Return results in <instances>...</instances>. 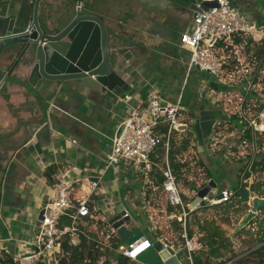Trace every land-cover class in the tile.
Returning <instances> with one entry per match:
<instances>
[{
  "label": "crops",
  "instance_id": "0c3cea01",
  "mask_svg": "<svg viewBox=\"0 0 264 264\" xmlns=\"http://www.w3.org/2000/svg\"><path fill=\"white\" fill-rule=\"evenodd\" d=\"M34 1L0 2V38L27 31L33 22ZM235 5L250 21L264 24V0H236ZM75 6L76 0H43L39 11L41 27L46 29L58 18L71 16ZM194 15L195 11L180 7L163 12L154 21L133 14L106 19L111 41L113 39L115 44L122 45L129 35L127 43L135 39L128 48L132 56L123 61V69L120 70L126 84L113 92L97 83L91 89L79 87L77 83L68 87L46 79L31 80L30 67L25 65V57L21 58L0 89V264L6 256L12 259L31 250V244L40 232L42 209L56 196L54 183L65 169L77 182L101 177L106 198L90 194L80 183L74 191L75 197L90 198L91 216L83 222V229L88 237L86 240L101 248V260L108 258L111 264H116L118 257L122 256L121 247L126 244L117 232L113 233L110 221L116 217V212L122 218L125 212L129 213L126 227L135 235L138 234L135 230L138 224L133 218L141 216L151 225L154 242L159 240L174 250L181 248L180 223L165 218V215L178 213V210L172 207L175 211H169L171 206L164 196L163 181L158 183V179L163 180L160 172L152 173L148 183L130 167L105 168L118 126L133 109L144 112L147 100L154 92H159L168 103H176L183 94L182 126L185 129L173 136L168 161L185 202L193 206L198 191L212 179L217 182L214 173L223 183L228 176L233 179L232 189L223 184L220 190L217 182L218 191L234 193L232 200L192 214V231H199L204 240L200 225L214 222L224 237L229 238L227 241L230 246L232 243L233 249L239 243L242 245L238 234L246 228H250L257 238V232L264 228L260 226L264 210L260 208L258 216L237 232L249 214L248 210H253V202L251 205L250 202L244 203L239 192L247 184L250 195L264 200V196H260L264 186L259 190L251 188L256 182L254 166L264 155V134L257 135L259 140L255 143L251 132L241 134L236 114L237 92L231 93L233 89L226 92L217 81V88L212 87V75L193 69L186 88L182 90L187 78L189 53L181 47L180 36L191 31ZM21 49V46H14L8 51L1 61L3 69L11 67ZM214 92L218 93L216 98ZM222 145H228L226 149L232 148L235 152L230 151V156H233L224 158L216 154ZM152 160L159 167L165 165L163 147L155 151ZM197 171L201 178L194 175ZM221 173L226 175L225 179ZM184 180L191 184L183 187L180 182ZM230 204L231 213L225 208ZM224 218L232 223L224 221ZM169 233L173 236L171 240L166 238ZM139 234L151 241L144 233ZM115 239L120 242L118 249L114 247ZM205 246L206 250L197 255L198 264L208 249L206 243ZM257 247L259 245L253 249ZM223 255L224 259L231 256L228 252ZM220 260L222 258L211 259V263Z\"/></svg>",
  "mask_w": 264,
  "mask_h": 264
},
{
  "label": "built area",
  "instance_id": "2783aa9c",
  "mask_svg": "<svg viewBox=\"0 0 264 264\" xmlns=\"http://www.w3.org/2000/svg\"><path fill=\"white\" fill-rule=\"evenodd\" d=\"M203 2H216L217 6L196 12L191 31L180 36L181 47L189 53L187 78L182 90L186 88L193 69L215 76L226 92L239 85L245 91L244 95L234 92L238 100L236 114L241 134L251 132L255 143L259 140L257 135L264 134V24L258 25L250 21L228 0H203ZM217 95L218 93L214 92L215 98ZM182 101L183 94L176 103H168L162 99L159 92H154L149 96L144 112L133 109L118 126L121 132L119 136L116 133L112 140L105 168L121 165L130 167L140 173L148 183L152 173L160 172L166 202L178 210V213L171 212L165 215V218L180 223L183 264H198L197 255L205 251L206 246L203 235L199 231H192L190 226L192 214L205 207L212 208L226 204L235 195L230 191L211 189L195 206L186 203L183 199L176 176L168 161L172 138L177 132V127L183 125ZM243 143L246 145V141ZM159 147H163L166 153L163 167H159L151 159ZM251 165L248 168L250 173ZM100 179L101 177L95 176L77 182L71 178L68 170L61 171L54 183L56 196L42 209L40 232L31 244V250L12 257V262L61 264L66 244L77 247L84 238L88 239L83 229V222L91 216L90 198L75 197L74 191L75 186L80 183L90 194L103 195L106 198L107 193L101 187ZM254 198L256 197L251 194L250 205ZM252 212L250 208L248 213ZM124 217H129V213L125 212ZM115 232L113 230V233ZM261 246L264 244L224 264H234L241 257L247 258L249 252H257L262 249ZM151 247L152 241L143 236L132 244H125L120 252L122 257L138 262V256Z\"/></svg>",
  "mask_w": 264,
  "mask_h": 264
},
{
  "label": "water",
  "instance_id": "95a60500",
  "mask_svg": "<svg viewBox=\"0 0 264 264\" xmlns=\"http://www.w3.org/2000/svg\"><path fill=\"white\" fill-rule=\"evenodd\" d=\"M11 0H0L6 2ZM43 0H35L33 22L27 31L0 38V89L9 79L12 70L25 57V65L30 67V79H46L80 87L94 89L96 83L113 92L117 87L123 88L126 80L121 76L123 61L132 56L128 50L135 39L127 40L118 46L111 41L106 19L133 14L154 21L163 12L175 11L180 7L199 12L217 6L216 2L203 0H76L71 16L58 18L51 27L42 28L39 21L40 5ZM235 5L236 0H228ZM200 6V7H199ZM14 46L22 49L9 69H3L2 59ZM211 85L217 88L215 76H211ZM185 129L177 127V131ZM121 129L118 130L119 136ZM211 189H217V183L211 181L197 193L193 206L200 202ZM221 197V196H220ZM244 203H249L250 191L245 187L239 192ZM253 212L240 223L237 232L246 228L258 216L257 211L264 207V200L252 199ZM42 220V213L40 216ZM129 217L116 215L110 223L123 243L132 244L143 238V234L135 235L125 224ZM182 249L174 250L157 240L152 247L138 256L143 264H183Z\"/></svg>",
  "mask_w": 264,
  "mask_h": 264
},
{
  "label": "trees",
  "instance_id": "16d2710c",
  "mask_svg": "<svg viewBox=\"0 0 264 264\" xmlns=\"http://www.w3.org/2000/svg\"><path fill=\"white\" fill-rule=\"evenodd\" d=\"M258 166H260V170L264 172V155L262 160L259 163H256L254 169H256ZM158 180L159 184L163 181L161 178ZM244 186L246 187L248 185L245 184ZM251 188L253 190H259L257 182L253 183ZM171 210L175 211V209L172 207L169 208V211ZM260 210H264V207H262ZM199 228L205 234L203 241H205L208 248L207 251L203 253L202 257L199 258L198 261L200 264H213L211 263V259L219 258H222L220 264H224L233 261L235 258H237L236 256L235 258H233V255L230 254L232 257L224 259L223 253L228 252V250H230V244L224 237L223 231L218 226H216L214 222H204L200 225ZM257 240H259L260 243H264V228H261ZM113 243L115 249H118L120 247V242L118 239H115ZM64 248L65 254L61 258V264H111L108 258H105V260H101V257L103 256L101 255V248H97L95 243H89L86 238L83 239L82 243L77 247H73L66 244ZM262 249L258 250L257 252H249L247 254V258L241 257L238 261H235L234 264H264V254L262 252L260 253ZM254 257H256V259H254ZM132 263L133 262H131L130 260L120 256L118 257V261L116 264ZM3 264L14 263L12 262V259L10 257L6 256L5 260L3 261Z\"/></svg>",
  "mask_w": 264,
  "mask_h": 264
},
{
  "label": "rangeland",
  "instance_id": "374dc122",
  "mask_svg": "<svg viewBox=\"0 0 264 264\" xmlns=\"http://www.w3.org/2000/svg\"><path fill=\"white\" fill-rule=\"evenodd\" d=\"M205 75H207V74H205ZM233 92H239L240 94H242V95H244L245 94V91L243 90V88H240V86L239 85H236V87L235 88H233ZM228 145H222V149H220V150H218L217 152H216V154H221V156H223L224 158H230L231 156H233V154L230 156V154H231V152L230 151H234V150H232V148L231 149H226V147H227ZM234 149V148H233ZM235 152V151H234ZM214 155V154H213ZM214 157H215V155H214ZM217 157H219V156H217ZM192 159H194L195 160V156H193V158ZM261 169V167L260 166H258L256 169H255V172H254V174H255V181L257 182V184H258V186H259V189H261V188H263V186H264V172L263 171H261L260 170ZM208 172H210L209 170H208ZM211 173V172H210ZM200 173L197 171L196 173H194V175H196V176H198V177H200L201 178V176L199 175ZM209 174V173H208ZM222 174V178L223 179H225L226 178V175H224L223 173H221ZM210 175V174H209ZM214 178L217 180V182L219 183V189L221 190L222 188H223V184H225V187L226 188H231L232 189V187H233V179L230 177V176H228L227 177V179L225 180V182L223 183V181L221 180V178H220V176L217 174V173H214ZM213 180V179H212ZM213 181H215V180H213ZM216 182V181H215ZM216 182V183H217ZM181 183V185L183 186V187H187L189 184H191V182H189V181H187V180H184V181H181L180 182ZM182 187V188H183ZM261 192V194H260V196L262 195V196H264V190H260ZM261 196V197H262ZM264 198V197H263ZM231 204L229 205V206H226L225 205V208L227 209V210H229L230 211V213H231ZM211 209V208H210ZM221 207L219 208V210L221 211ZM117 213V215H120V213L119 212H116ZM134 221L136 222V224H138V227H135V230L138 232V234L140 233V232H142V233H144V235H147V236H149V238L151 239V241L152 242H154V240H155V234L153 235V233H152V231H150V227H151V225L149 224V222H148V220H143V218L141 217V216H138V217H136V216H134ZM224 221H226V222H229L230 224L232 223V221L230 220V219H225L224 218ZM190 223H191V219H190ZM260 226H264V220H261L260 219ZM259 232H260V230H259ZM259 232H257V233H259ZM173 236L169 233V235H167L166 236V238L168 239V240H171V239H173L172 238ZM246 238L247 240H244V238ZM238 240H239V242L241 241L242 242V245L240 246L239 244H238V246L236 247V249H233L232 248V243H231V246H230V250H228V255L229 254H231V255H233V258H235V256L237 257L239 254L241 255V254H243L245 251H247V250H249V249H253L254 247H256V246H258V245H263L264 243H260V241L259 240H257V238H258V234H257V238H255V236H253V232L250 230V228L249 229H245L243 232H241V233H239L238 234ZM227 240L228 241H230L229 240V238H227ZM244 240V241H243ZM238 243V242H237ZM247 244V245H246ZM264 246H261V248H263ZM264 249V248H263ZM261 250L260 251V253L262 252L263 254H264V250ZM103 253V252H102ZM236 253H238V254H236ZM260 253H259V255H260ZM104 254H105V252H104ZM254 256H256V255H254ZM230 257H232V256H230ZM257 257H260V256H257ZM227 259L229 258V256L228 257H226ZM232 258V259H233ZM254 259H256V257H254ZM238 261V260H237ZM221 263V260L220 261H216L215 262V264H220Z\"/></svg>",
  "mask_w": 264,
  "mask_h": 264
}]
</instances>
